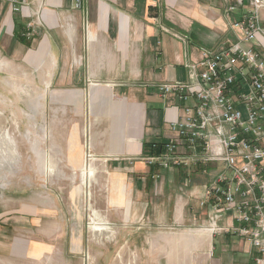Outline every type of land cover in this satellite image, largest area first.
Segmentation results:
<instances>
[{
    "label": "crops",
    "instance_id": "obj_1",
    "mask_svg": "<svg viewBox=\"0 0 264 264\" xmlns=\"http://www.w3.org/2000/svg\"><path fill=\"white\" fill-rule=\"evenodd\" d=\"M17 1L19 13L14 18L9 5L0 8V38L6 34L3 41L7 45L10 37L15 39L28 25L42 34L37 49L26 51L25 61L42 70L53 69L56 104L67 107L62 109L64 117L75 122L66 130V134H74V146L65 152V164L74 166L71 175L98 179L96 163L106 169L115 164L118 169H112L110 177L129 182L130 200L113 201L110 206L124 210L126 219L132 215L153 240L171 241L175 229L188 228L183 230L184 242L178 248L184 254L201 253L197 264H254V250L248 243L198 230L208 219L207 210L198 203L206 177L187 178L180 170L150 168L144 161L152 155L153 145L169 139L168 124L180 114V103L173 95L161 97L158 86L186 81L185 62L196 61L200 48L237 41L241 33L232 30L230 23L245 8L224 14L225 19L218 18L221 12L213 8L216 20L211 22L195 8L190 11L193 20L187 24L186 4L196 1L80 0L77 7L74 0ZM223 3L227 7L236 0ZM170 8L178 13L177 19ZM260 23L264 27V8ZM171 28L186 34L185 41L171 36L167 30ZM256 40L259 49H264V39ZM48 47L50 67L44 64ZM99 103L111 111L110 117L93 115ZM123 190L124 185L112 188L116 194H124ZM225 222V218L220 221ZM164 230L173 233L164 236Z\"/></svg>",
    "mask_w": 264,
    "mask_h": 264
},
{
    "label": "rangeland",
    "instance_id": "obj_2",
    "mask_svg": "<svg viewBox=\"0 0 264 264\" xmlns=\"http://www.w3.org/2000/svg\"><path fill=\"white\" fill-rule=\"evenodd\" d=\"M193 2L186 4L187 24L195 8L210 22L216 20L213 8L221 12L218 18L225 19L223 0ZM4 4L12 18L18 16L17 0H0V8ZM169 10L177 19L178 13ZM5 14L4 10L2 20ZM28 28L25 38L30 49L19 45L17 37H10L7 45L6 34L0 38V264H197L201 253L184 254L178 248L188 228L175 229L171 241L153 240L132 215L126 219L124 210L112 209L113 201L130 200L129 182L110 177L115 164L106 169L96 163L98 179L71 175L74 166L65 164V152L74 146V134L66 130L75 122L64 117L62 109L67 107L56 104L53 69L42 70L25 61L26 51H35L43 40L32 25ZM167 30L185 39L186 34L175 28ZM50 56L49 51L46 67L52 65ZM96 106L95 117L111 116L104 104ZM122 184L124 194L112 191Z\"/></svg>",
    "mask_w": 264,
    "mask_h": 264
},
{
    "label": "built area",
    "instance_id": "obj_3",
    "mask_svg": "<svg viewBox=\"0 0 264 264\" xmlns=\"http://www.w3.org/2000/svg\"><path fill=\"white\" fill-rule=\"evenodd\" d=\"M242 8L230 23L241 33L237 41L200 48L196 61L185 62L186 81L158 86L161 97L180 103V114L168 124L169 139L144 161L187 178L195 172L206 177L198 203L208 219L198 230L248 243L254 264H264V49L256 45L257 37L264 39V0H236L225 12Z\"/></svg>",
    "mask_w": 264,
    "mask_h": 264
},
{
    "label": "trees",
    "instance_id": "obj_4",
    "mask_svg": "<svg viewBox=\"0 0 264 264\" xmlns=\"http://www.w3.org/2000/svg\"><path fill=\"white\" fill-rule=\"evenodd\" d=\"M22 30H21V32H24L23 33V36L22 35H20L21 34V32L19 31V34H17V39L19 40V41H21V42H23V43H25V44H27L28 45V42H27V39L25 38V31H26V29L25 28H21ZM160 144V143H159ZM158 147L156 148V150H152L150 153H152V155H154L155 153H156V151L158 152L159 151V149L161 148V146L160 145H157Z\"/></svg>",
    "mask_w": 264,
    "mask_h": 264
},
{
    "label": "bare ground",
    "instance_id": "obj_5",
    "mask_svg": "<svg viewBox=\"0 0 264 264\" xmlns=\"http://www.w3.org/2000/svg\"><path fill=\"white\" fill-rule=\"evenodd\" d=\"M10 149H12V148H10ZM2 151H4V150H2ZM1 154V153H0ZM1 158V157H0ZM2 160V159H1Z\"/></svg>",
    "mask_w": 264,
    "mask_h": 264
}]
</instances>
